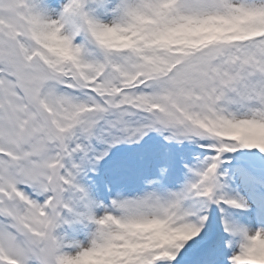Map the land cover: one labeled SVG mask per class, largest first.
<instances>
[{"label":"snow or ice","instance_id":"snow-or-ice-1","mask_svg":"<svg viewBox=\"0 0 264 264\" xmlns=\"http://www.w3.org/2000/svg\"><path fill=\"white\" fill-rule=\"evenodd\" d=\"M0 264H264V0H0Z\"/></svg>","mask_w":264,"mask_h":264}]
</instances>
